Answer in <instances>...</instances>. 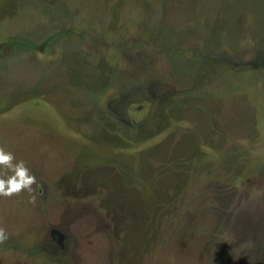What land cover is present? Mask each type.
I'll list each match as a JSON object with an SVG mask.
<instances>
[{
	"label": "rangeland",
	"instance_id": "374dc122",
	"mask_svg": "<svg viewBox=\"0 0 264 264\" xmlns=\"http://www.w3.org/2000/svg\"><path fill=\"white\" fill-rule=\"evenodd\" d=\"M0 152V264H264V0H0Z\"/></svg>",
	"mask_w": 264,
	"mask_h": 264
},
{
	"label": "clouds",
	"instance_id": "9594fccd",
	"mask_svg": "<svg viewBox=\"0 0 264 264\" xmlns=\"http://www.w3.org/2000/svg\"><path fill=\"white\" fill-rule=\"evenodd\" d=\"M12 159L11 155H5L0 152V163H8ZM19 181H10L11 188L8 192H4L5 195H10L12 191H18L22 187H26L34 182V178L27 174V170L23 166H19L17 171ZM3 189V183L0 182V191ZM3 238V232L0 231V239Z\"/></svg>",
	"mask_w": 264,
	"mask_h": 264
}]
</instances>
